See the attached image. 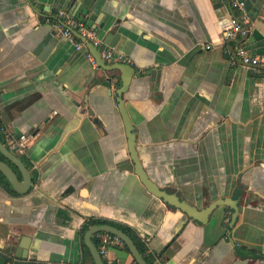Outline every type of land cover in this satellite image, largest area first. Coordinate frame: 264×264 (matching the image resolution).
<instances>
[{
  "label": "crops",
  "instance_id": "0c3cea01",
  "mask_svg": "<svg viewBox=\"0 0 264 264\" xmlns=\"http://www.w3.org/2000/svg\"><path fill=\"white\" fill-rule=\"evenodd\" d=\"M242 1V42L263 54L264 0ZM58 9L93 25L106 18L120 34L110 48L135 68L123 99L143 169L200 207L234 199L230 232L229 206L201 223L140 181L119 72L92 65L46 21ZM228 25L224 0H0V126L28 136L33 176L27 194L0 186V264H95L82 236L94 219L134 228L162 264H264V70L225 50ZM46 35L55 41L41 56ZM107 255L137 264L123 246Z\"/></svg>",
  "mask_w": 264,
  "mask_h": 264
},
{
  "label": "water",
  "instance_id": "95a60500",
  "mask_svg": "<svg viewBox=\"0 0 264 264\" xmlns=\"http://www.w3.org/2000/svg\"><path fill=\"white\" fill-rule=\"evenodd\" d=\"M104 20L102 22H98V24L96 25H93L92 21L88 19L87 24L89 26H92L93 29H98L100 31L101 43L98 46H94L88 42L86 43L85 47L78 51L83 53L87 59L88 52H90L95 58L97 67L105 70L115 69L119 72L120 86L116 90L117 108L124 123L125 135L127 138V147L130 153V157L134 163V173L139 177L140 181L145 185L149 192H151L156 197L161 198L168 205L170 211L174 209L178 212L183 213L186 217L194 219L201 223H205L209 215L214 210H217L220 205L229 206L232 209V212L230 214L229 221H227V231L230 232V229L233 226L238 213V206L234 199H231L229 197H220L212 200L207 205L200 207L196 204L189 203L188 201L180 198L173 192H169L160 188L143 169L141 162L138 158L137 151L135 149V134L132 130L130 117L128 115L123 99V92L129 86L131 82V77L135 72V68L132 65L123 63L108 64L101 57L100 52L105 47H115L118 39H120V34L118 32L112 33L110 31L112 25L109 26L105 24L106 20ZM54 41L55 39L51 38V36L48 35L44 36L43 39L39 40L38 49L42 50L41 56H43V54H45V51L53 45ZM252 68L258 69L259 71L264 70V66ZM111 78L112 76L106 77V81H110ZM95 80H97V77L95 78ZM91 112L92 111L89 110V113ZM0 154L3 157L0 158V173L5 179L4 180L3 178H0V186L3 189L6 188L10 192L18 195L27 194L33 185V176L29 168L25 165L21 158L17 154L10 151L1 140ZM4 181H7L8 183L6 184ZM99 231H106L119 236L123 240L125 246L128 248L130 253L132 254V257L134 258L136 263L147 264L145 258L140 253L133 239L123 230L108 223L92 224L88 226V228L83 234V242L90 250L95 264H104V261L98 252V248L92 239L93 235ZM229 241L233 245L235 244L232 238H230ZM19 254L20 253L18 252L17 255ZM22 256L25 257L26 254L24 253Z\"/></svg>",
  "mask_w": 264,
  "mask_h": 264
},
{
  "label": "built area",
  "instance_id": "2783aa9c",
  "mask_svg": "<svg viewBox=\"0 0 264 264\" xmlns=\"http://www.w3.org/2000/svg\"><path fill=\"white\" fill-rule=\"evenodd\" d=\"M228 9L229 25L224 30V39L231 42V48H226V51L236 57L243 65L250 67L264 66V53H252L242 42V38L249 32L247 25V18L245 17V4L242 0H224ZM53 19V20H52ZM46 18V21L51 22L53 26L59 31V34L74 45L76 50H80L86 46V43H91L98 46L101 43L97 36L95 29L87 24L84 17H77L69 15L64 9H58L54 13V17ZM210 45H207L209 48ZM101 57L108 64L123 63L131 64V59L123 53L105 47L101 52ZM88 58L92 65L96 66V61L93 55L88 52ZM3 143L13 153L20 155L25 154L28 136L25 134L14 135L4 125L0 126ZM94 238L97 241V248L104 264H113L108 257V249L111 246L124 247L123 240L110 232L99 231L96 232ZM161 257L154 255L147 264H162ZM11 264H26L13 261Z\"/></svg>",
  "mask_w": 264,
  "mask_h": 264
},
{
  "label": "trees",
  "instance_id": "16d2710c",
  "mask_svg": "<svg viewBox=\"0 0 264 264\" xmlns=\"http://www.w3.org/2000/svg\"><path fill=\"white\" fill-rule=\"evenodd\" d=\"M0 140L3 141L1 135H0ZM0 158H3L1 154H0ZM0 178L4 179V177L1 175V173H0ZM4 182L6 184L8 183L7 181H4ZM96 223H99V224L108 223V224H111V225L123 230L125 233H127L133 239V241L135 242L137 248L139 249L140 253L145 258L146 262H149L150 259L154 256L153 253H150L148 251V248H147V245H146L145 241L142 240V238L139 236V234L137 233V231L134 228L130 227L129 225L122 224V223H119V222L110 221V220H106V219L90 220L85 225H83L82 236H83L85 230L88 228L89 224H96ZM93 239H94L95 244L97 245L96 239L95 238H93ZM124 248H126L128 250V248L125 245H124Z\"/></svg>",
  "mask_w": 264,
  "mask_h": 264
},
{
  "label": "flooded vegetation",
  "instance_id": "af4514ba",
  "mask_svg": "<svg viewBox=\"0 0 264 264\" xmlns=\"http://www.w3.org/2000/svg\"><path fill=\"white\" fill-rule=\"evenodd\" d=\"M20 158H21V160L25 163V165L26 166H28V163L26 162V157H25V155L24 154H20V155H18Z\"/></svg>",
  "mask_w": 264,
  "mask_h": 264
}]
</instances>
